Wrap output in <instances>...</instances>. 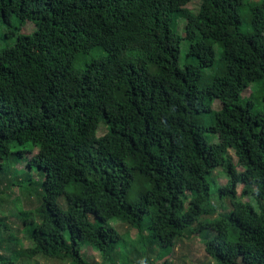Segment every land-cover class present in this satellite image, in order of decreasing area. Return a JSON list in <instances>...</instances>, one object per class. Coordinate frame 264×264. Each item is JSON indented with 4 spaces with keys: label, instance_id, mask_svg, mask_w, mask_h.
Instances as JSON below:
<instances>
[{
    "label": "trees",
    "instance_id": "obj_1",
    "mask_svg": "<svg viewBox=\"0 0 264 264\" xmlns=\"http://www.w3.org/2000/svg\"><path fill=\"white\" fill-rule=\"evenodd\" d=\"M192 1L0 0L5 22L17 15L36 25L13 30L16 44L0 51V160L17 156L44 174L25 229L29 258L98 264L83 256L85 244L101 251V264H117L126 238L112 222L121 221L139 233L129 264L207 229L216 263L264 264V109L243 97L258 83L264 106V0H199L197 12L186 8ZM219 168L229 178L221 206L210 180Z\"/></svg>",
    "mask_w": 264,
    "mask_h": 264
},
{
    "label": "rangeland",
    "instance_id": "obj_2",
    "mask_svg": "<svg viewBox=\"0 0 264 264\" xmlns=\"http://www.w3.org/2000/svg\"><path fill=\"white\" fill-rule=\"evenodd\" d=\"M258 2L259 0H254ZM201 2L194 0L189 3L186 8L194 12L199 11ZM243 25L242 30L245 33L252 31V25L250 24V11L245 8L242 11ZM12 24L5 22L0 18V51L8 47L15 45L18 39V34L12 33L13 30L19 31V33H33L36 29V25L33 21L27 20L21 23L17 15H13L11 19ZM186 20H179V32L185 30ZM20 29V30H19ZM189 45L187 41H182L180 60L181 67L186 62V55ZM217 57L219 58L218 47L215 46ZM91 58V57H90ZM217 64L214 67L204 69L202 71L203 77L200 82V86L211 84L213 77L217 74ZM261 86L258 83H252L248 90L244 92L243 97L247 100L251 97V100L255 103L254 112H258L264 109L263 103L259 101L261 97ZM213 109L215 112L221 110V103L219 100L213 102ZM206 124L210 125L211 115L208 114ZM108 131L106 125H102L99 131V135H105ZM206 137L210 143H220V136L206 132ZM234 163L237 165L239 172L244 169L239 164V160L235 155V152L230 151ZM0 256L15 257L17 264H70L68 261H60L43 256H37L29 258L26 255V251L33 247V244L25 232L27 226L30 227L32 221H36L37 207L40 206L39 197L43 188V177L40 169H29L27 162L17 156H13L10 159L0 160ZM218 169L215 175L210 177L212 183L213 198L217 206H221V192L220 189L229 183L227 174ZM30 175L32 178V186H27L26 176ZM19 181V182H17ZM30 185V184H28ZM26 188L28 191H26ZM244 191L243 183L238 185L239 195ZM136 195L131 193L130 200H135ZM246 201H250L256 204V202L250 197L244 198ZM227 204L226 208H230V198L223 199ZM39 203V205H38ZM62 205L65 207V198L61 200ZM221 211V210H220ZM229 213L230 209H223L221 213ZM114 226L122 233L126 238L124 247L121 248L120 258H118L117 264H129L133 258L132 251L138 246L139 233L138 231L121 221L112 222ZM211 229L205 230L202 234L195 236L191 239L181 241L175 249H161L158 245H155V254L150 252L147 256L149 262L145 263L141 259L139 263L135 264H218L206 251V239L211 233ZM82 254L90 263H102L101 251L94 249L90 245H82ZM161 254V255H160ZM185 257V259H184ZM127 261L125 262V260ZM169 262V263H167Z\"/></svg>",
    "mask_w": 264,
    "mask_h": 264
}]
</instances>
